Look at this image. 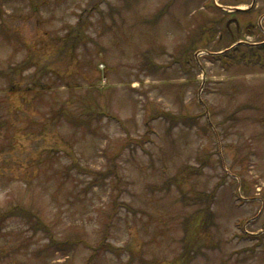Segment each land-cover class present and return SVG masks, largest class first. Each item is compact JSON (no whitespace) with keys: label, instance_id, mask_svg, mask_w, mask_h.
<instances>
[{"label":"rangeland","instance_id":"374dc122","mask_svg":"<svg viewBox=\"0 0 264 264\" xmlns=\"http://www.w3.org/2000/svg\"><path fill=\"white\" fill-rule=\"evenodd\" d=\"M238 43L264 0H0V214L47 227L0 220V264H264V49Z\"/></svg>","mask_w":264,"mask_h":264},{"label":"trees","instance_id":"16d2710c","mask_svg":"<svg viewBox=\"0 0 264 264\" xmlns=\"http://www.w3.org/2000/svg\"><path fill=\"white\" fill-rule=\"evenodd\" d=\"M258 48L259 49H264V47H258ZM244 50L245 49H243V47H235L231 51L226 53L225 55H228V54L230 55V52H235V55L237 57H242L243 59H249L250 57L253 56L254 60H259L260 55H262L261 52H259V50L256 49V48L249 47L245 51ZM219 55L220 56H225V55H221V54H219ZM157 118H168L170 121L172 120L175 124L177 123L176 120H175L176 117L174 115H171V114L167 113V112H163V111L159 112ZM189 120H191V119H189ZM34 215L35 214L32 213L31 210L26 209V208H24L22 206L16 205V206L8 209L7 211L1 213L0 214V220L5 221V220L10 219V218H12L14 216L21 217V218H23L25 220H29V223L32 226L36 227L35 231H38L39 229L42 230V231L43 230L46 231L47 227H45L44 224L41 221L37 220L34 223H32V219L31 218H33ZM48 239H49L51 245H54L57 249H60V250H61L62 247L66 248V244H68L67 241H64V242L57 241L56 239L53 238L52 235L48 236ZM73 244H74V242H72V244L70 243L69 245L72 246ZM104 246H106V245H104ZM94 256H95V253L92 255V257H94ZM89 263H91V262H89Z\"/></svg>","mask_w":264,"mask_h":264},{"label":"water","instance_id":"95a60500","mask_svg":"<svg viewBox=\"0 0 264 264\" xmlns=\"http://www.w3.org/2000/svg\"><path fill=\"white\" fill-rule=\"evenodd\" d=\"M229 10H231V11H236V10H241V9H237V8H229Z\"/></svg>","mask_w":264,"mask_h":264}]
</instances>
